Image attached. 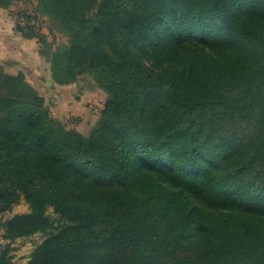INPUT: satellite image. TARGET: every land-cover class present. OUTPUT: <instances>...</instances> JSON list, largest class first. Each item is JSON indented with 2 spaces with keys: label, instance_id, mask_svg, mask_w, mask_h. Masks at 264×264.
Masks as SVG:
<instances>
[{
  "label": "trees",
  "instance_id": "1",
  "mask_svg": "<svg viewBox=\"0 0 264 264\" xmlns=\"http://www.w3.org/2000/svg\"><path fill=\"white\" fill-rule=\"evenodd\" d=\"M35 3L19 18L67 41L16 29L49 44L54 81L106 98L85 134L22 73L0 85V215L31 206L4 236L47 234L28 264H264V0Z\"/></svg>",
  "mask_w": 264,
  "mask_h": 264
},
{
  "label": "crops",
  "instance_id": "2",
  "mask_svg": "<svg viewBox=\"0 0 264 264\" xmlns=\"http://www.w3.org/2000/svg\"><path fill=\"white\" fill-rule=\"evenodd\" d=\"M20 5L21 3L16 1L9 7L0 6V85L6 75L22 73L26 83L45 97L53 115L73 127L67 122L65 113L60 115L56 110L59 105L71 110L73 105H77L76 102L86 98V76L82 75L69 84H58L54 81L50 68L49 44L44 45L37 37H27L16 29L19 15L24 8L20 9ZM43 32L47 35V41L55 47L56 43L49 30L47 32L43 29ZM103 94L106 96L105 92ZM97 119L98 116L95 122ZM74 127L83 132L79 127ZM89 130L83 133L86 134Z\"/></svg>",
  "mask_w": 264,
  "mask_h": 264
},
{
  "label": "rangeland",
  "instance_id": "3",
  "mask_svg": "<svg viewBox=\"0 0 264 264\" xmlns=\"http://www.w3.org/2000/svg\"><path fill=\"white\" fill-rule=\"evenodd\" d=\"M21 3L20 9L33 11L36 7L35 0H19ZM49 20L45 17L41 18V26L42 29H45L47 32L49 30ZM54 39L56 45L57 43H63L67 41V37L59 32H55L51 34ZM86 76V75H85ZM85 82L84 86L87 91L86 98H82L80 101L76 102V106L72 107L71 110L66 109L65 106L59 105L58 110H56L60 115L65 113L66 120L68 119V123L71 126H77L83 132H87L91 125L95 123V118L99 115L102 107L104 106V101L106 96L103 94V90H101L94 81L86 76L84 77ZM103 91V92H102ZM64 117V118H65ZM31 211V206L27 202L24 196L21 197L20 201L13 205L11 210L5 211L0 215V243L2 245H6L10 243L11 252L13 262L15 264H28L29 260L32 257L34 251L44 242L47 238V234L44 232H37L28 237H21L15 240H9L4 236V229L1 224L3 221L11 218L16 214L27 213ZM46 214L49 215L53 221V228L56 229L62 226L65 223V219L62 217L60 213L56 211L54 206H48L46 209ZM51 229V230H52Z\"/></svg>",
  "mask_w": 264,
  "mask_h": 264
},
{
  "label": "built area",
  "instance_id": "4",
  "mask_svg": "<svg viewBox=\"0 0 264 264\" xmlns=\"http://www.w3.org/2000/svg\"><path fill=\"white\" fill-rule=\"evenodd\" d=\"M34 14V13H32ZM19 24H21L22 26L24 25H29V24H33L36 27H42L41 26V19L40 18H35V17H26V16H21L20 20H19Z\"/></svg>",
  "mask_w": 264,
  "mask_h": 264
}]
</instances>
